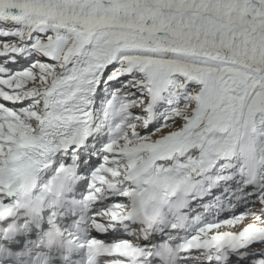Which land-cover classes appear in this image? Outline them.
Wrapping results in <instances>:
<instances>
[{
    "label": "snow or ice",
    "instance_id": "snow-or-ice-1",
    "mask_svg": "<svg viewBox=\"0 0 264 264\" xmlns=\"http://www.w3.org/2000/svg\"><path fill=\"white\" fill-rule=\"evenodd\" d=\"M258 117L264 0H0V216L36 172H69L99 206L95 231L127 233L121 256L138 237L157 264L164 234L136 219L154 174L166 199L189 195L183 264L250 244L240 260L264 264Z\"/></svg>",
    "mask_w": 264,
    "mask_h": 264
},
{
    "label": "clouds",
    "instance_id": "clouds-1",
    "mask_svg": "<svg viewBox=\"0 0 264 264\" xmlns=\"http://www.w3.org/2000/svg\"><path fill=\"white\" fill-rule=\"evenodd\" d=\"M38 175V174H37ZM150 180V197L140 206L136 217L139 224L146 229L167 227L170 224L176 225V231L172 233L174 243L166 244L162 248L156 249V254L161 258V264H180L181 250L178 247L177 238L184 233L188 226V221L184 218L188 214V193L177 192L174 196L165 198L159 185L155 182V175L147 177ZM75 183V177L69 172H49L47 182L37 190L29 182L18 194L19 204L6 216H0V221L11 220L7 223L0 239V264H13L10 247L20 236L21 232L30 231L32 228H42L44 224L43 214L48 209H60L66 202L71 186ZM90 207V203L83 202ZM128 208L126 211H130ZM82 211V209H81ZM26 217V223L21 227V222H17V215ZM190 220V217H189ZM40 243L45 249L54 253H62L67 259L73 253L81 252V247L68 239L56 222L49 223L46 229L42 230ZM83 264H110L104 260L111 251L109 246L103 243L99 246H83ZM141 253H136L140 255ZM33 264H50L45 253L39 254L33 259Z\"/></svg>",
    "mask_w": 264,
    "mask_h": 264
},
{
    "label": "rangeland",
    "instance_id": "rangeland-1",
    "mask_svg": "<svg viewBox=\"0 0 264 264\" xmlns=\"http://www.w3.org/2000/svg\"><path fill=\"white\" fill-rule=\"evenodd\" d=\"M255 136L258 142L264 143V123H260V118H257L256 133Z\"/></svg>",
    "mask_w": 264,
    "mask_h": 264
},
{
    "label": "bare ground",
    "instance_id": "bare-ground-1",
    "mask_svg": "<svg viewBox=\"0 0 264 264\" xmlns=\"http://www.w3.org/2000/svg\"><path fill=\"white\" fill-rule=\"evenodd\" d=\"M230 184H232V186L234 187L235 186V181H233V182H230ZM215 190H219V188H217V189H215ZM222 191V190H221ZM219 192V191H218ZM224 216H228L229 215V213H227V212H225L224 214H223ZM256 247H257V245H256ZM255 259V257H253L252 255H250V257L249 256H247L245 259H243V260H240V256L236 259V261L237 260H239L240 261V264H249L250 262H249V259Z\"/></svg>",
    "mask_w": 264,
    "mask_h": 264
}]
</instances>
